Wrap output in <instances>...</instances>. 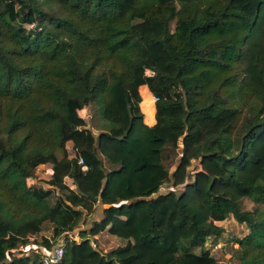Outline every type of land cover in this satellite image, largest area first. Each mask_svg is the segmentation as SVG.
Listing matches in <instances>:
<instances>
[{"label": "trees", "instance_id": "trees-1", "mask_svg": "<svg viewBox=\"0 0 264 264\" xmlns=\"http://www.w3.org/2000/svg\"><path fill=\"white\" fill-rule=\"evenodd\" d=\"M228 72L232 106L208 88ZM231 216L236 264H264V0H0V264L60 238V264H220Z\"/></svg>", "mask_w": 264, "mask_h": 264}, {"label": "rangeland", "instance_id": "rangeland-1", "mask_svg": "<svg viewBox=\"0 0 264 264\" xmlns=\"http://www.w3.org/2000/svg\"><path fill=\"white\" fill-rule=\"evenodd\" d=\"M175 28V22L173 23V29ZM231 75V72L228 73H222V74H217L216 76H212V84L208 85V88H211L213 86H221V92L222 95L227 99V102L230 106L233 105L234 101V94H235V88L233 84H228L227 78ZM253 101L255 103V100L252 99L250 100L251 105L253 104ZM155 101L154 98L150 95H147L144 97V102L141 105L142 111L144 114H148L149 110L154 107ZM255 105V104H254ZM94 108L93 107H88L85 110L80 112V115L83 116L89 124V127H91L92 122L94 125H97V122L95 119H92L93 113H94ZM245 115V112L241 114L238 123L235 124V129L234 132L236 131L237 128H239L241 124V119ZM154 120V118L149 119ZM92 128V127H91ZM94 133L97 135L96 129L94 130ZM68 149L70 152V155L73 157L74 152L72 149V144H68ZM176 159L178 161V156L173 155L171 160H166V164L173 169L175 167ZM50 166H41L39 167L32 179L29 180V184L36 186V187H47L45 185V182H47L51 178L50 174ZM169 191V186H166L162 192H168ZM244 209L248 211H252L256 206L253 202H251L248 199L244 200ZM103 207H100L94 217L90 220L88 225H82V229H86L90 226V224L95 221V220H100L103 216ZM224 228V234L219 240V244L215 246L216 248L213 251V255L217 258L220 264H236L238 263L237 261V253H238V245L235 243V239L238 238H243L246 235L249 234V229L247 225L238 223L232 216L226 220L225 222H222L219 224ZM31 240H36V244H43L44 239H53L52 236V225L50 223H46L44 225L43 231L38 237L30 235ZM96 241V246L103 252H109L113 249H116L117 247L120 246V239L114 237L111 234H108L107 232L102 233L97 237ZM53 242H55L53 240ZM214 244L211 240H209L206 244L207 248H213ZM36 249V248H35ZM26 252L31 253V250L29 248L25 249ZM199 252V250H197ZM33 253V252H32Z\"/></svg>", "mask_w": 264, "mask_h": 264}, {"label": "built area", "instance_id": "built-area-1", "mask_svg": "<svg viewBox=\"0 0 264 264\" xmlns=\"http://www.w3.org/2000/svg\"><path fill=\"white\" fill-rule=\"evenodd\" d=\"M39 252L38 250L36 251ZM65 253V240L60 238L52 249L43 257L44 264H60Z\"/></svg>", "mask_w": 264, "mask_h": 264}, {"label": "crops", "instance_id": "crops-1", "mask_svg": "<svg viewBox=\"0 0 264 264\" xmlns=\"http://www.w3.org/2000/svg\"><path fill=\"white\" fill-rule=\"evenodd\" d=\"M147 91V93H148V95L150 96H152L153 98H154V96L150 93V91H149V89H148V87L147 86H143V87H141V89H140V92H141V95H142V93L144 94V91ZM142 98H143V95H142ZM144 101V100H143ZM154 101H155V98H154ZM142 108V107H141ZM154 108H155V115H156V107H155V104H154ZM146 120V119H145ZM145 123L148 125V126H154L155 124H156V117L154 116V120L152 121V120H150V121H145ZM108 233V232H107ZM108 234H110V233H108ZM98 240V239H97Z\"/></svg>", "mask_w": 264, "mask_h": 264}]
</instances>
